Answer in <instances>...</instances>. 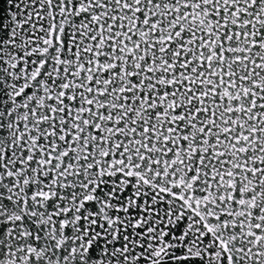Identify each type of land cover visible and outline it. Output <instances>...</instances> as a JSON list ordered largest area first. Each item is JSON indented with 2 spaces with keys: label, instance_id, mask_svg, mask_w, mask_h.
I'll return each instance as SVG.
<instances>
[{
  "label": "water",
  "instance_id": "95a60500",
  "mask_svg": "<svg viewBox=\"0 0 264 264\" xmlns=\"http://www.w3.org/2000/svg\"><path fill=\"white\" fill-rule=\"evenodd\" d=\"M0 264H264V0H0Z\"/></svg>",
  "mask_w": 264,
  "mask_h": 264
}]
</instances>
